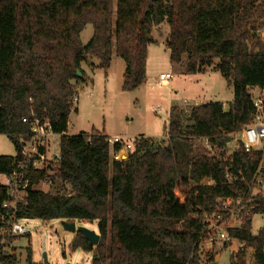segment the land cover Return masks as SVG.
Listing matches in <instances>:
<instances>
[{"label": "trees", "instance_id": "trees-1", "mask_svg": "<svg viewBox=\"0 0 264 264\" xmlns=\"http://www.w3.org/2000/svg\"><path fill=\"white\" fill-rule=\"evenodd\" d=\"M164 22L170 61L180 63L186 55V73L219 71L233 85L229 108L218 101L193 106L185 132L181 111L172 105L168 144L136 137L121 161L111 160L104 131L68 135L72 97L86 81L82 62L94 56L108 70L115 46L126 62L122 89H137L146 80L152 29ZM88 24L93 35L84 44ZM263 31L264 0H0V134L16 146L15 155H0V175L15 168L19 138L30 134L22 118L33 112L60 136L61 160L27 174L32 185L60 179L63 189L30 188L14 209L3 206L11 197L0 184V241L6 240L0 264H18L15 252L2 253L16 239L6 233L10 215L97 220V245L81 231L71 241V249L93 252L92 264H201L205 216L221 199L238 197L253 203L229 237L253 248V264H264V224L252 233L253 215H264V193L249 189L261 153L251 155L242 144L228 150L231 133L252 120L249 88L264 91ZM205 137L216 153L195 144ZM245 256L241 248L231 264H246Z\"/></svg>", "mask_w": 264, "mask_h": 264}, {"label": "rangeland", "instance_id": "rangeland-1", "mask_svg": "<svg viewBox=\"0 0 264 264\" xmlns=\"http://www.w3.org/2000/svg\"><path fill=\"white\" fill-rule=\"evenodd\" d=\"M93 35V25L88 24L81 33V41L87 44ZM154 40L148 46L146 65L147 80L137 89H122L126 62L118 56L113 47L112 65L105 70L99 67L100 60L88 56L81 66L85 70V82L79 84L78 102L73 109L68 125V135L91 131L93 128L104 131L110 138L121 136L132 140L139 136L149 137L167 145L169 112L172 105L179 107L183 119V131L190 130L192 120L188 117L193 106L218 101L226 109L233 100V85L217 70L209 68L205 72L186 73L187 56L183 55L180 63L170 61V50L166 44L169 25L162 23L152 29ZM264 38V31L262 33ZM96 64V65H95ZM171 73L168 86L160 87L157 83L161 73ZM228 150L235 149L238 132L231 133ZM164 140V141H162ZM204 147L206 152L216 153L215 149L206 148L202 140L194 141ZM60 141L56 137L55 151H59ZM14 141L5 134H0V155H15ZM6 178L0 175V184ZM60 179L37 184L35 189L43 191H63ZM66 189V187H65ZM63 221L74 222L77 230L87 228L99 233L97 220H42L38 218L23 219L30 234L15 236L6 248L15 252L18 264H92L93 252L81 248L71 249V241L75 233L67 230ZM264 224L263 214L252 217V233L257 234ZM20 237V238H19ZM201 264H231V258L241 248L246 249V264H253L254 250L244 242L236 239L220 240L212 243L206 239L200 244ZM31 250V261H28V249ZM213 258L212 261L210 259Z\"/></svg>", "mask_w": 264, "mask_h": 264}, {"label": "built area", "instance_id": "built-area-1", "mask_svg": "<svg viewBox=\"0 0 264 264\" xmlns=\"http://www.w3.org/2000/svg\"><path fill=\"white\" fill-rule=\"evenodd\" d=\"M171 78V73H161L157 83L160 87L168 86ZM249 92L255 111L251 122L238 131L240 136L236 139L234 150H238L240 144H242L244 150L251 155L257 152L261 153L249 188L253 195L260 191L264 193V91L259 87H250ZM78 99L79 95L76 92L72 97L74 106ZM22 121L30 126V134L27 137L20 136L17 164L5 176L6 182L4 184L8 187L11 197V200L3 204L5 208L16 209L17 204L24 200L27 191L36 186L31 183L27 174L29 171L46 169L50 163H56L61 160L60 148L59 151H55L56 137L60 138V136L53 132L50 122L47 119L35 116L33 112H31L29 117H23ZM203 140L206 148L213 149L208 137L203 138ZM135 141L136 138L129 140L121 136L109 137L108 144L111 160H124L125 156H128V153L134 150ZM226 175L229 179L233 178L229 172ZM47 182V180H41L38 184H46ZM203 182L211 184L212 180L204 179ZM252 203V197L247 200L241 197L235 200L232 198L221 199L215 212L205 216L201 242L203 239L210 243L233 239L229 237V228L240 226L245 213L249 210ZM22 220L10 215L6 233L10 236L30 234V230L22 224ZM2 232L4 233L5 231ZM0 243L6 244V240H2ZM2 253H9L6 246L3 248Z\"/></svg>", "mask_w": 264, "mask_h": 264}, {"label": "water", "instance_id": "water-1", "mask_svg": "<svg viewBox=\"0 0 264 264\" xmlns=\"http://www.w3.org/2000/svg\"><path fill=\"white\" fill-rule=\"evenodd\" d=\"M77 74L80 76L81 75V71L78 70ZM14 140H16V137H14ZM128 156H125V159H127ZM63 224L65 226V228L67 230L72 231L73 233H77L78 231H81L82 233H84V236L86 239H88L90 241L91 244L93 245H97L100 239V235L99 233L89 230L87 228H80L79 230H77L75 223L74 222H68V221H63Z\"/></svg>", "mask_w": 264, "mask_h": 264}, {"label": "crops", "instance_id": "crops-1", "mask_svg": "<svg viewBox=\"0 0 264 264\" xmlns=\"http://www.w3.org/2000/svg\"><path fill=\"white\" fill-rule=\"evenodd\" d=\"M113 58L114 57H112V62H113ZM112 62H111V65H112ZM96 65V64H95ZM82 67V66H81ZM82 69H83V67H82ZM146 70H147V68H146ZM83 71H84V75H86V73H85V70L83 69ZM146 78H147V74H146ZM147 80V79H146ZM145 80V81H146ZM225 108V107H224ZM226 109V108H225ZM76 111H78V107H76ZM69 125V124H68ZM68 132V131H67ZM85 132H90V131H85Z\"/></svg>", "mask_w": 264, "mask_h": 264}]
</instances>
